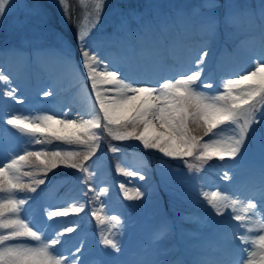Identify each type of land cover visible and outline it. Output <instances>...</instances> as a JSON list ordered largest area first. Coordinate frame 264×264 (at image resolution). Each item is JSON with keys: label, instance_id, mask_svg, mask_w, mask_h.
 I'll use <instances>...</instances> for the list:
<instances>
[{"label": "snow or ice", "instance_id": "6c2138e0", "mask_svg": "<svg viewBox=\"0 0 264 264\" xmlns=\"http://www.w3.org/2000/svg\"><path fill=\"white\" fill-rule=\"evenodd\" d=\"M61 4L64 0H59ZM105 0H93L88 24L78 27L75 37L80 63L90 82L94 101L90 109L76 118L63 114L60 118L52 112L36 115H6L3 123L15 129L21 137H27L22 153L0 159V264H85L83 243L73 250L61 251L66 233L76 231L77 225L68 226L66 221L58 225L49 237L46 229L35 228L31 221L22 216L24 206L31 197H21L20 192L36 193L47 182L49 172L59 167L74 169L82 173L80 183L86 185L82 195L87 199L74 200L65 206L45 208L49 221L54 218L78 215L85 205L95 201L90 215L101 227L100 244L112 253L121 254L122 248L116 239L122 227L119 215L105 211L101 197L107 196V186L96 187L91 183L96 175L92 158L100 150L104 135L118 142L136 141L144 150H155L164 157L183 162L189 173L199 174L209 161L225 159L237 161L242 157L246 143L255 138V126L264 125V53L254 61V67L235 77L225 78L216 84L208 74L206 63L210 56L207 44L190 62V66L173 77H162L155 83L142 82L124 70L114 60L101 54L98 44L92 40L93 30L100 21ZM202 30L207 40L215 38L219 19L216 9L218 0H203L200 6ZM228 4L224 22L231 24L238 15L257 16L260 20L261 40L264 41V0L257 11ZM15 14V24L28 28L34 18L40 16V6L29 0H0V24L7 16ZM132 29L127 17H121L110 42L129 37H142L155 31L154 20L140 18ZM60 61L70 65L72 51L67 46L58 49ZM0 95L17 104V88L13 87L10 75L0 70ZM204 89H212L206 92ZM51 90L43 96H52ZM227 133V134H225ZM205 137L209 139L205 140ZM36 145L42 147L36 148ZM49 145H55L49 147ZM64 145L67 147H60ZM264 149V146H262ZM108 151L120 154L119 145H108ZM89 161H92L89 164ZM117 173L138 176L144 180L146 173L129 170L117 165ZM261 175L264 177V167ZM24 178H28L25 182ZM222 179L231 180L226 170ZM127 200H138L144 195L139 188L129 194L124 183L119 185ZM89 193L92 196L89 197ZM215 216L223 217L231 209L229 225L236 229L233 236L240 242L242 256L240 264H264V179L260 185V199L243 197L242 194L226 193L219 189L201 191ZM223 223V221L219 222ZM243 231H240V230ZM114 230H116L114 232ZM171 229L165 225L153 239V248L167 238ZM33 241L35 243H28ZM57 246H60L58 248ZM173 249L165 250L171 252ZM105 256L111 253L105 252ZM104 264V262H100ZM109 264H121L119 255L112 257ZM144 264H179L153 258ZM194 264H201L197 261Z\"/></svg>", "mask_w": 264, "mask_h": 264}, {"label": "rangeland", "instance_id": "374dc122", "mask_svg": "<svg viewBox=\"0 0 264 264\" xmlns=\"http://www.w3.org/2000/svg\"><path fill=\"white\" fill-rule=\"evenodd\" d=\"M29 2L40 6V16L34 18L32 24L25 29L16 26L15 14L7 16L0 24V53L6 52L5 54L8 55L13 50H31L33 46L38 45H50L57 49L67 46L70 51L78 53L75 42L77 29L88 24V13L91 12L93 0H64L63 4L59 0H29ZM218 3L221 5L216 9L220 29L213 40H208L214 47L216 42L221 41L223 44L229 42V45L235 40L245 38V33L250 32L257 25V18L260 21L258 15H238L234 17L231 24H226L224 16L227 5L230 3L240 6L238 10L241 11L248 8L258 12L262 0H219ZM202 4L203 0H105L99 24L92 33L93 43L98 44L101 53L108 51L122 53L127 41L133 40L126 38L122 41L110 42L103 49L101 45L116 32L122 16L128 18L132 29L137 27L136 21L140 18L162 20L165 24L170 23V27L168 25L166 30L159 27V30L155 29L156 31L151 32L150 36L146 35V41L139 46L140 48H144L148 44L162 47L164 37L166 40L169 39L170 44H175L178 41L177 29L182 31L187 39L195 40L193 35L199 33L200 38L203 37L207 40L202 30L201 12L204 11L200 7ZM160 29H164L166 35H162ZM149 37L151 41H148ZM110 45L119 48L114 50ZM77 55L79 56V53ZM209 60L210 57L206 61L207 65H209ZM18 61L23 63V59H18ZM78 61L80 60H73L76 69ZM224 79V76L221 77L220 82L217 83H222ZM19 80L18 78L12 80L13 87ZM19 88H17L18 91ZM204 91L211 92L212 89H204ZM15 110L13 113L0 110V159H7L13 154L22 153L25 147L23 141L28 139L21 137L15 129L3 123V118L6 115H32L27 106L25 108L18 107ZM254 127L257 129L254 134L255 138L250 143H246L245 150H242V157L233 161L234 166L231 169L228 167L217 171L219 181H213L207 175L198 176V174L189 173L182 161L164 157L155 150H144L136 141L118 142L104 135L100 142V150L92 158L96 161L94 165L96 175L91 183L96 187H109L107 196L101 197V200L105 203L106 212L119 215L121 218L122 227L116 235L122 248L121 254L112 253L111 249H105L100 244L101 227L98 225L96 228H99V231H96L90 225L94 219L90 215V209L96 206L95 201L86 204L85 210L78 215L58 217L53 221L47 219L45 208L54 209L58 206H65L74 200L87 199L82 195L87 186L80 183L78 177L82 173L77 171L72 172L74 174L68 175V177H60L61 173L68 172L69 168L59 167L49 172L47 182L41 185L36 193L27 191L18 193L21 197H31L29 203L24 206L23 212L26 215L24 216L23 212L21 215L31 221L35 228L46 229L49 237L54 234L58 226L56 221H66L68 226L76 224V231L66 233L62 237L64 244L61 251L73 250L75 246L83 243L86 248L85 264H99L101 257L104 264H109L112 257L117 255H119L121 264H144L145 261L151 259L146 253L147 249L140 250L142 254L136 255L133 252L130 253L129 248H134V244L143 242V239L153 241L155 233L152 229L165 225L169 229L178 228L177 235L180 234V238L184 240L181 241V251L191 264L197 261L201 264H208L209 259L223 258L225 248L233 253L241 254L239 250L242 245L233 236V231L236 229L229 226L237 224L236 221L230 220L231 209H226L223 217L215 216L212 209L207 206V202L202 199L201 191H208L206 183L213 185L209 190L219 189L222 191V187H225L230 191L229 188H235L237 191L234 193L242 194L243 197H246L245 192L250 188L256 191L258 185L255 177L264 179L261 175L262 167H264V149H262L264 146V125H254ZM3 137L5 138L3 139ZM207 139L209 138L205 137V140ZM110 144L119 145L123 151L120 154L111 153L108 151ZM53 146L49 145V147ZM60 147L67 146L61 145ZM109 156L117 157L129 170L135 169L146 173V178L141 180L138 176L118 174V178L113 180L114 178L110 174ZM169 160L174 162H168ZM91 163L92 161H89V164ZM226 170L232 177L231 180L222 179ZM24 179L27 183L28 178ZM121 183H124L128 188L129 194H134V190L139 188L144 195L138 200L125 199L124 192L117 186ZM47 184L50 185L47 187ZM91 196L92 193H89V197ZM119 196H123L122 201ZM254 198L259 200L260 194H256ZM142 204L146 208L145 216L138 219L137 212L141 210ZM149 216L152 219H149ZM151 221L153 224L149 225ZM221 221L223 223H219ZM95 224H97L96 221ZM183 236L187 241L182 238ZM158 245L164 246V244ZM57 247L60 248V246ZM105 252L111 253V257L105 256ZM168 254L169 252L166 255ZM240 261L241 259L238 264Z\"/></svg>", "mask_w": 264, "mask_h": 264}, {"label": "bare ground", "instance_id": "6f19581e", "mask_svg": "<svg viewBox=\"0 0 264 264\" xmlns=\"http://www.w3.org/2000/svg\"><path fill=\"white\" fill-rule=\"evenodd\" d=\"M252 40H261V36L253 37L251 38ZM249 38H244L240 41V46H244L247 42H249ZM254 43V42H253ZM188 44H198L195 46V52L194 50L190 53V49L188 47H185V44L180 45V50L183 51L185 50V56L190 57L191 56V61H193L197 53L204 48V46L207 44L209 50H210V55L213 53L214 46L212 43H210L208 40L204 39L203 37L198 40L196 43L195 41L188 42ZM255 44V43H254ZM258 49L254 52L255 55V60L264 53V44L263 42H259V44H255ZM163 48L158 47V46H153L151 49H140L136 52H133L131 54L132 59H137L139 57L146 58L148 55L149 50H152V54L155 55L157 58L159 57H164L165 54H169V56L172 57H177L178 52V43L175 44H170L168 41V47L166 44L162 45ZM32 48L36 50L42 51V49L36 48V46H33ZM185 48V49H184ZM45 51V50H44ZM215 51V50H214ZM47 52V51H45ZM51 56L54 57V59H59L58 53H47ZM103 56L108 57L111 60H114L118 65H121L124 67V70L127 71L130 75V70H127L125 66L123 65L122 61L120 60V56H125L124 54H119L115 55L114 53L111 52H102L101 53ZM6 54L0 53V70H3L6 74L10 75L12 80L16 79V76L18 75V71L21 69V64L17 63L16 65H13L12 63H8L7 60L4 59V56ZM18 56V55H17ZM14 61L15 59L12 58ZM37 59L39 61H42V55L39 54L37 56ZM16 62V61H15ZM232 63H235L233 66H230L228 63H217L216 67L220 68L219 75L220 77H230V76H236L237 74L247 72L248 70H251L254 67V62H249V63H244L241 60L238 59V57L235 58L234 60H231ZM71 64L73 62L71 61ZM42 66V73H39L37 70H34L33 68H30L29 73L27 74V79L23 80L24 84L26 85L29 93V99H24V102L22 105H19L23 108L25 106H29L30 111L33 115L36 114H42L45 112H52L57 115V118H60L63 114H65V109L68 110V112L72 111L71 113L67 115L71 116L73 118H76L78 114L86 112V111H81L78 105L75 104V102L84 100L85 98L89 99L85 104L88 109L91 108L92 103L94 101V94L91 93L90 88V82L86 79V72L83 69L82 64L80 61L78 62V67L77 69H74L72 73H70L67 78V81H57L58 84H51L50 82H46L48 79L54 77V73L57 70V67H52V65H41ZM213 79H217V76L215 74H209ZM133 76V75H132ZM135 77V76H134ZM139 79L142 82H147L146 80H143L141 78L135 77ZM65 82H70L73 83V88L71 91L61 97H57L54 95L55 91L61 87H64L63 84ZM151 82V81H150ZM152 83V82H151ZM16 88L19 87L18 83L15 84ZM22 85V83H21ZM13 86V84H12ZM7 85L0 84V89L7 90ZM81 89H88V94L83 96L81 93ZM22 88L18 91L19 93L21 92ZM51 90L53 92L52 96L44 97L43 92ZM1 100V107L4 111L11 112L13 113L15 108H18L14 101H10L7 99V97H3L2 95L0 96ZM27 104V105H26ZM40 107H44L43 112H41ZM117 145V144H116ZM55 146V145H54ZM53 146V147H54ZM61 146V145H60ZM234 260L238 258V256H233L232 257ZM230 260H228L227 263H229ZM232 262V261H231ZM218 264V263H215Z\"/></svg>", "mask_w": 264, "mask_h": 264}, {"label": "trees", "instance_id": "16d2710c", "mask_svg": "<svg viewBox=\"0 0 264 264\" xmlns=\"http://www.w3.org/2000/svg\"><path fill=\"white\" fill-rule=\"evenodd\" d=\"M117 162H118V161H117ZM117 162H116V163H117ZM114 165H115V162H114ZM115 167H116V166H115Z\"/></svg>", "mask_w": 264, "mask_h": 264}]
</instances>
